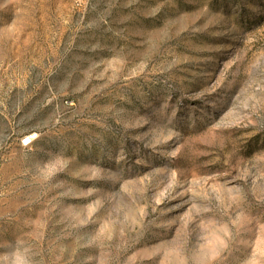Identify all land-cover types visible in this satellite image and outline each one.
<instances>
[{
    "label": "rangeland",
    "instance_id": "374dc122",
    "mask_svg": "<svg viewBox=\"0 0 264 264\" xmlns=\"http://www.w3.org/2000/svg\"><path fill=\"white\" fill-rule=\"evenodd\" d=\"M0 264H264V0H0Z\"/></svg>",
    "mask_w": 264,
    "mask_h": 264
},
{
    "label": "built area",
    "instance_id": "2783aa9c",
    "mask_svg": "<svg viewBox=\"0 0 264 264\" xmlns=\"http://www.w3.org/2000/svg\"><path fill=\"white\" fill-rule=\"evenodd\" d=\"M33 140L34 138L26 137L25 139H23L22 145L24 147H30L32 145Z\"/></svg>",
    "mask_w": 264,
    "mask_h": 264
}]
</instances>
